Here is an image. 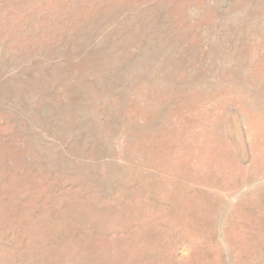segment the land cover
<instances>
[{
    "label": "rangeland",
    "instance_id": "374dc122",
    "mask_svg": "<svg viewBox=\"0 0 264 264\" xmlns=\"http://www.w3.org/2000/svg\"><path fill=\"white\" fill-rule=\"evenodd\" d=\"M0 264H264V0H0Z\"/></svg>",
    "mask_w": 264,
    "mask_h": 264
}]
</instances>
